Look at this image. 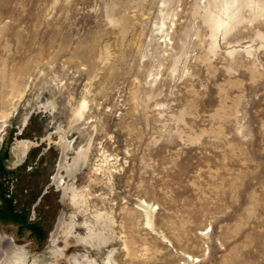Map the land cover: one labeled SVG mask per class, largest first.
I'll list each match as a JSON object with an SVG mask.
<instances>
[{
    "label": "rangeland",
    "instance_id": "1",
    "mask_svg": "<svg viewBox=\"0 0 264 264\" xmlns=\"http://www.w3.org/2000/svg\"><path fill=\"white\" fill-rule=\"evenodd\" d=\"M0 160L24 264H264V0H0Z\"/></svg>",
    "mask_w": 264,
    "mask_h": 264
},
{
    "label": "bare ground",
    "instance_id": "2",
    "mask_svg": "<svg viewBox=\"0 0 264 264\" xmlns=\"http://www.w3.org/2000/svg\"><path fill=\"white\" fill-rule=\"evenodd\" d=\"M25 146H26V142L20 141L16 144V147L14 148V155H15L16 159L18 160V162H20L24 157V153L26 150ZM68 147H69V143L65 142L64 144H62V153H61L62 155H61L60 163L58 162L57 175H55V177L53 179L54 183L52 182V184H55L56 186H60V183H61V178L59 177L60 171L64 170L68 175H71V174L73 175V173H75V171L79 170L82 167L83 162L85 161L84 159H86V150H81L78 153L77 158L75 157L76 159H75V161H73L72 165L68 166L66 164V157H65V151ZM141 205H142L141 207L144 209L146 219H148V215L152 211L151 206H149L148 204H146L143 201L141 202ZM61 221H62V219H61ZM61 221L58 223L56 233H58L59 229L62 226ZM147 224L149 225L150 222H148ZM90 235H91L90 238L85 237V239L87 238L88 242L89 241L92 242L94 239H97V240L104 239L101 237L100 234L94 235L91 233ZM55 239H56V236L53 237V240H55ZM5 253H6L5 255L9 256L8 262L7 263L5 262L6 264H12L13 261H15L16 264H24V262H25L24 257L25 256H22V253L19 252L18 249H16L15 247L9 246L8 251H5ZM110 253L111 254L107 257L106 264H115V262L112 259V252H110Z\"/></svg>",
    "mask_w": 264,
    "mask_h": 264
},
{
    "label": "trees",
    "instance_id": "3",
    "mask_svg": "<svg viewBox=\"0 0 264 264\" xmlns=\"http://www.w3.org/2000/svg\"><path fill=\"white\" fill-rule=\"evenodd\" d=\"M1 165H2V164H1V160H0V167H1ZM0 170H1V169H0ZM3 199H4V198H3ZM5 199H6V198H5ZM15 216H16V218H17V217L19 218L21 215L19 214L18 216H17V215H15ZM3 219H10V218L7 217V216L5 215ZM24 223H25V222H24ZM26 223H27V221H26ZM32 225H33V224H31V223L28 222V226H30V228H32Z\"/></svg>",
    "mask_w": 264,
    "mask_h": 264
},
{
    "label": "clouds",
    "instance_id": "4",
    "mask_svg": "<svg viewBox=\"0 0 264 264\" xmlns=\"http://www.w3.org/2000/svg\"><path fill=\"white\" fill-rule=\"evenodd\" d=\"M7 247H8V246H7ZM7 247H0V248H7ZM18 247H19V245H18ZM12 264H16V262L13 261Z\"/></svg>",
    "mask_w": 264,
    "mask_h": 264
}]
</instances>
